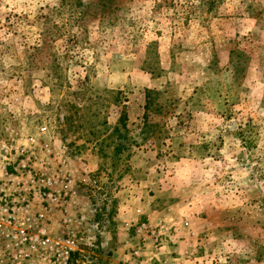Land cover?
<instances>
[{
	"label": "rangeland",
	"instance_id": "374dc122",
	"mask_svg": "<svg viewBox=\"0 0 264 264\" xmlns=\"http://www.w3.org/2000/svg\"><path fill=\"white\" fill-rule=\"evenodd\" d=\"M29 158L74 181L69 264H264V0H0V194Z\"/></svg>",
	"mask_w": 264,
	"mask_h": 264
},
{
	"label": "built area",
	"instance_id": "2783aa9c",
	"mask_svg": "<svg viewBox=\"0 0 264 264\" xmlns=\"http://www.w3.org/2000/svg\"><path fill=\"white\" fill-rule=\"evenodd\" d=\"M28 159V163L21 167H16L17 176L24 178L23 186L18 188L15 194H0V205L5 203V208H1L0 227L11 231L13 244H11V255L22 264L24 260L31 257L32 251H45L57 259L58 264H69L71 253L77 248L76 237L70 231L66 238L54 241L50 239L48 233L49 222L56 213L62 215L61 227L67 229L70 224L69 208L73 205L74 181L67 174H58L52 178L47 177L43 170L36 169ZM39 195L42 200L40 213L36 215L37 225L31 232L30 226H24L16 216V211L22 207H29L31 202H38V198H31V195ZM46 225V226H45Z\"/></svg>",
	"mask_w": 264,
	"mask_h": 264
},
{
	"label": "trees",
	"instance_id": "16d2710c",
	"mask_svg": "<svg viewBox=\"0 0 264 264\" xmlns=\"http://www.w3.org/2000/svg\"><path fill=\"white\" fill-rule=\"evenodd\" d=\"M203 1H204V4H207V3H213L216 0H203ZM146 110L149 111V103L146 107ZM145 116H146V124H147V122H148L147 112H146ZM126 119H127V116L122 114V116L120 117V123H119V124H121V127H116V129L114 130L115 132H119L121 129H126Z\"/></svg>",
	"mask_w": 264,
	"mask_h": 264
}]
</instances>
